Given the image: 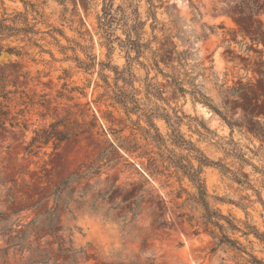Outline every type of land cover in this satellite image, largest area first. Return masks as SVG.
I'll return each mask as SVG.
<instances>
[{"label":"rangeland","instance_id":"374dc122","mask_svg":"<svg viewBox=\"0 0 264 264\" xmlns=\"http://www.w3.org/2000/svg\"><path fill=\"white\" fill-rule=\"evenodd\" d=\"M108 3L144 23L149 48L132 62L137 96L155 85L163 100L153 102L188 115L184 138L228 169H203L210 206L264 232V0H0V19L21 13L40 46L22 34L0 41V65L13 63L16 83L0 101L26 125L0 127V264H247L226 246L210 251L190 182L168 176L139 128L102 96L100 73L112 74L99 63L126 64L122 27L99 26ZM85 51L95 56L86 71L72 59ZM62 118L77 135L26 152L34 131ZM107 148L97 173L67 182ZM227 234L264 260L263 242Z\"/></svg>","mask_w":264,"mask_h":264},{"label":"trees","instance_id":"16d2710c","mask_svg":"<svg viewBox=\"0 0 264 264\" xmlns=\"http://www.w3.org/2000/svg\"><path fill=\"white\" fill-rule=\"evenodd\" d=\"M111 9V3L105 4L102 16L99 18V26L104 33H109L112 23L119 24V26L122 27L125 38H116L119 46L125 51L126 64L122 68H119L110 61L99 63L100 70L107 69L112 74L110 81L108 75L100 73V77L104 84L102 96H107L114 104L118 105L122 109L125 119L128 120L131 125L139 128V134L146 141V145H151L157 150L158 160L163 166V171L167 172L168 176L174 175L179 181L185 178L190 182L194 192L190 194L189 199L201 208L202 224L204 225L203 230L208 232L215 240L210 251L214 252L218 247L226 246L228 249L236 250L247 264H264V260L246 251L245 246H243L238 239L227 234V230H230L232 233L239 232L246 238L252 235L263 243L264 232H260L254 225L246 221L237 224L230 215H225L218 209L210 206L207 200V191L203 179V169L208 166H216L223 171H227L228 169L221 163L209 159L192 143V141L184 138L179 126L183 118L188 117V115H185L183 112L179 114V111L174 108H171V112H168L165 107L159 106L153 102L151 98L160 100H163V98L161 96V91L151 83L145 85L143 98L137 96V90L133 85L136 77L132 70V62L134 60L139 62L138 58L149 48L147 42L141 41L144 23L139 21L137 15L131 18L124 12L113 13ZM20 18L23 20L22 22L24 24V26L21 27L16 24V19L19 20ZM9 21L10 23H8ZM30 33L36 34L38 31L33 29V25L28 24L26 17H23L21 13L14 14L12 18L0 19V41L11 36L22 34V41L31 42L35 46H39L36 40L29 36ZM132 52L134 56L130 55ZM72 59L85 71L93 67L95 62V56L93 54H88L86 51L85 60H81L77 56ZM12 64L13 63L0 65V98L4 100L9 99V95L16 92V89L11 90L8 88L9 85L13 87L16 86V83L9 78L12 74L9 67ZM142 99L144 100L142 101ZM132 115L136 116V120H132ZM155 119H161L165 122L168 128L166 135H163L159 131L154 122ZM141 120L144 121L145 126L139 124ZM6 122H8L12 128L22 126L26 129V125L19 121L17 114L10 115L8 105L0 101V127H4ZM69 123L70 122L66 118L56 119L51 122L47 128L34 131V136L31 137L25 147L26 152H33L35 148L46 145L50 140H56L57 143H59L69 135H77L78 132L73 131V129L69 127ZM60 126H62L63 129H60ZM116 141L117 146L126 148V150H131V148H133L132 150H136L139 148L135 144L132 145V147L126 145L123 140H120V137H116ZM109 148L112 150L114 149L112 144ZM106 151H108V148L99 153L97 161L95 160V162L86 165L83 171L79 170L75 172L68 178L67 182L71 183L97 173L101 167L98 161H101L100 158L102 153ZM142 154V152L139 153V155ZM155 160L156 159H153L149 162V168H153L152 165ZM93 168L94 171H91ZM170 169H172L171 173L169 172ZM151 172H154L153 169ZM181 190L185 191L183 188ZM136 204L137 202H135V205ZM186 215L187 214L184 212L179 214V216ZM187 219L191 220V217Z\"/></svg>","mask_w":264,"mask_h":264}]
</instances>
